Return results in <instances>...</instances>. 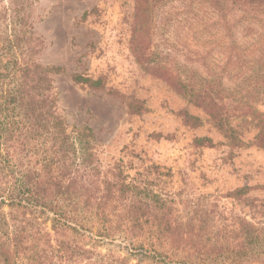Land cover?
<instances>
[{
	"label": "trees",
	"instance_id": "1",
	"mask_svg": "<svg viewBox=\"0 0 264 264\" xmlns=\"http://www.w3.org/2000/svg\"><path fill=\"white\" fill-rule=\"evenodd\" d=\"M135 1L142 42L144 18L152 7L184 0ZM198 2L219 16L200 25L204 31L212 28L210 42L227 51L224 68H207L206 56L198 52L188 54L187 67L175 72L163 58L155 61L142 51L141 63L146 69L155 66L176 92L206 110L229 145L241 147L247 143L233 119L249 121L252 106L246 93L264 85V34L255 42L260 52L253 61L234 40L225 45L224 39L233 38L232 26L241 20L264 27V0ZM235 12L240 18L230 20ZM23 29L16 21L14 40L0 47V264H132L129 258L135 264H264V220L241 214L217 219L200 205L182 216L153 182L130 177L120 166L102 169L93 129L70 127L58 111L54 76L64 67L41 62L34 31L27 36ZM222 30L226 34L218 36ZM231 68L239 78L230 77ZM71 78L91 88L105 87L103 77L75 71ZM226 79L235 80L233 86ZM128 106L133 113L148 110L139 100ZM177 113L193 128L204 123L188 109ZM250 114L258 128L253 143L264 147V112ZM194 143L217 145L206 135ZM250 189L243 186L228 196L242 197ZM112 245L125 256H116Z\"/></svg>",
	"mask_w": 264,
	"mask_h": 264
},
{
	"label": "rangeland",
	"instance_id": "2",
	"mask_svg": "<svg viewBox=\"0 0 264 264\" xmlns=\"http://www.w3.org/2000/svg\"><path fill=\"white\" fill-rule=\"evenodd\" d=\"M198 1L152 7L144 18L141 42V11L135 0H0V47L14 40L16 21L23 23L27 36L34 31L39 42L36 57L44 64L64 67L54 76L58 111L70 127L93 129L102 169L120 166L130 177L153 182L182 216L200 205L217 219L241 214L262 221L264 147L253 143L258 128L250 122V113L264 112V85L246 93L252 106L247 109L249 121L241 116L233 119L247 145L232 146L204 108L176 92L155 66L146 69L141 63L142 51L155 61L163 58L165 66L175 72L177 67H187L188 54L198 52L206 56L207 68L218 72L224 68L227 51L210 42L212 28L204 31L200 25L219 16ZM238 14L228 18L236 20ZM221 34L226 33L222 30ZM232 34L233 38L225 37V45L234 40L247 60L257 59L260 51L255 42L264 27L241 20L232 26ZM75 71L103 77L105 87L74 82L71 74ZM231 72L230 77H240L232 68ZM234 81L226 79L229 86ZM138 100L147 111L129 110L128 103ZM181 109L202 117L203 125H186L177 113ZM205 135L217 145L197 147L195 137ZM243 186L251 187L244 196H228ZM111 248L116 256H125L117 245ZM129 262L135 264L136 259L129 258Z\"/></svg>",
	"mask_w": 264,
	"mask_h": 264
}]
</instances>
